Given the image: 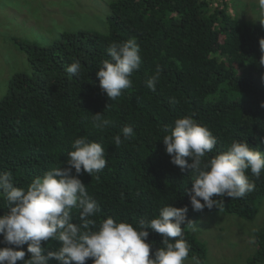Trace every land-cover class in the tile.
I'll return each instance as SVG.
<instances>
[{
    "label": "trees",
    "instance_id": "obj_1",
    "mask_svg": "<svg viewBox=\"0 0 264 264\" xmlns=\"http://www.w3.org/2000/svg\"><path fill=\"white\" fill-rule=\"evenodd\" d=\"M228 2L114 0L105 17L104 33L65 31L50 46L12 37L26 55L30 72L15 74L0 100V171H11L18 186H27L49 168L63 166L74 139L83 136L99 142L107 166L98 179L87 174L80 179L97 199L100 217L147 223L163 205H187L192 223L184 227V238L191 245L189 259L195 257L204 264L206 247L189 235L188 227L213 212L252 221L264 199V173L258 179L249 173L256 183L252 193L224 198L211 210L194 211L187 195L192 174L170 162L162 142L165 127L192 116L217 137L210 156L226 150L234 139L264 148L260 144L264 136V51L260 47L264 15L246 22L237 14L248 12L249 3L235 0L229 13ZM129 38L140 44L142 63L132 76V87L111 102L95 73L101 61L109 58L110 44ZM76 59L82 71L69 78L66 68ZM158 66L159 80L152 91L145 81L156 75ZM97 113L112 123L103 130L93 127ZM125 126L132 127L135 135L117 146L112 137ZM2 205L0 197V214L7 211ZM74 214L78 218V212ZM148 231L149 241L159 247L160 234ZM252 237L255 251L246 264H263L264 220ZM46 247L56 250L59 245L49 242Z\"/></svg>",
    "mask_w": 264,
    "mask_h": 264
},
{
    "label": "clouds",
    "instance_id": "obj_2",
    "mask_svg": "<svg viewBox=\"0 0 264 264\" xmlns=\"http://www.w3.org/2000/svg\"><path fill=\"white\" fill-rule=\"evenodd\" d=\"M231 15L235 19L234 13ZM101 31L104 33L105 27ZM260 47L264 51V39ZM107 54L109 58L101 61L95 75L101 91L114 102L133 85L132 76L142 63L141 46L136 38H129L111 43ZM81 71L78 59L66 68L69 78L79 76ZM160 71L158 66L156 75L145 81L152 91L156 90ZM102 115H93V127L101 130L112 123ZM164 132L162 142L170 162L192 174L187 195L194 211L211 210L224 198H244L256 189L249 173L257 179L264 173V148L234 139L226 150L210 156L217 137L192 116L176 119L174 127H165ZM134 135V129L125 126L112 139L120 146ZM260 144L264 145V136ZM71 148L63 166L49 168L27 186H18L11 171H0V197L2 207L7 209L0 214V244L4 245L0 247V264H186L191 245L184 238V227L192 224L187 218L188 206L163 205L147 223L101 218L97 199L80 177H92L105 169V149L83 136L74 139ZM149 229L160 234L159 247L149 241ZM49 242L59 247L50 250L46 247ZM192 260L200 264L195 257Z\"/></svg>",
    "mask_w": 264,
    "mask_h": 264
},
{
    "label": "rangeland",
    "instance_id": "obj_3",
    "mask_svg": "<svg viewBox=\"0 0 264 264\" xmlns=\"http://www.w3.org/2000/svg\"><path fill=\"white\" fill-rule=\"evenodd\" d=\"M112 1L0 0V100L15 74L30 72L26 55L18 49L12 37L50 46L65 31L88 29L102 32ZM246 1L249 11L245 12L247 15L238 11L240 19L248 22L259 15L260 19L264 15V0ZM51 2L58 4L50 6ZM234 6L235 0H230L227 3L228 12L232 11L229 7ZM263 220L264 199L252 221L221 212L205 213L187 231L205 245L207 257L204 264H246L255 251L252 232ZM186 264L195 262L188 259Z\"/></svg>",
    "mask_w": 264,
    "mask_h": 264
}]
</instances>
